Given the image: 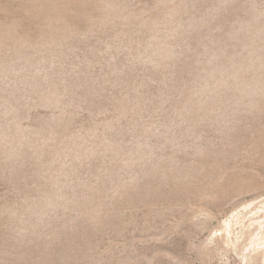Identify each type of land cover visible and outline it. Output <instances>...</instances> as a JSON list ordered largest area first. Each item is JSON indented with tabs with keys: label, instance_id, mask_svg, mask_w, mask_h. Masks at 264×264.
<instances>
[{
	"label": "rangeland",
	"instance_id": "1",
	"mask_svg": "<svg viewBox=\"0 0 264 264\" xmlns=\"http://www.w3.org/2000/svg\"><path fill=\"white\" fill-rule=\"evenodd\" d=\"M0 264H264V0H0Z\"/></svg>",
	"mask_w": 264,
	"mask_h": 264
}]
</instances>
